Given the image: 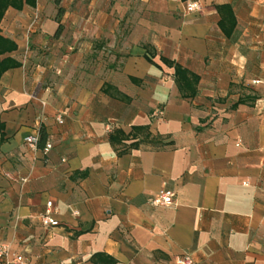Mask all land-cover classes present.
<instances>
[{
  "label": "crops",
  "instance_id": "0c3cea01",
  "mask_svg": "<svg viewBox=\"0 0 264 264\" xmlns=\"http://www.w3.org/2000/svg\"><path fill=\"white\" fill-rule=\"evenodd\" d=\"M58 1L0 22L21 63L0 78V243L22 264H264V0Z\"/></svg>",
  "mask_w": 264,
  "mask_h": 264
},
{
  "label": "trees",
  "instance_id": "16d2710c",
  "mask_svg": "<svg viewBox=\"0 0 264 264\" xmlns=\"http://www.w3.org/2000/svg\"><path fill=\"white\" fill-rule=\"evenodd\" d=\"M187 1H192V0H180V2H187ZM55 6L58 7V14L60 13V8H59V1L55 0ZM35 5V0H0V22L4 16L5 11L8 8H13L16 10H21L23 6H29V7H34ZM56 22L59 24V19L56 18ZM231 27H234V20H232ZM61 31V25L58 26V29L56 31L55 37H58ZM17 49L16 44L8 39L3 37L0 34V78L1 76L7 72L8 70L19 68L21 66V63L16 60L15 58L9 57L8 55L12 54L15 52ZM167 64V62H166ZM168 65L172 66L170 63ZM174 77H175V83L177 84L180 92H182V95L184 97H193L196 94V89L195 86L197 84L198 78L197 76L190 74L186 70L180 68L178 65L174 66ZM244 103V101H239L238 104ZM143 130V129H141ZM121 140H126L127 137L122 138V135L120 133H116ZM116 137V136H115ZM115 137L111 138V142L113 143H118V140H115ZM148 137V134L146 135ZM1 141V139H0ZM45 143V134L43 133L42 130H39V143L38 146L39 148H42ZM138 143L131 144L129 148H136ZM106 261L110 264H114V261L111 258H106Z\"/></svg>",
  "mask_w": 264,
  "mask_h": 264
},
{
  "label": "built area",
  "instance_id": "2783aa9c",
  "mask_svg": "<svg viewBox=\"0 0 264 264\" xmlns=\"http://www.w3.org/2000/svg\"><path fill=\"white\" fill-rule=\"evenodd\" d=\"M184 11L187 14L197 13L202 10V4L200 0L187 1L183 5ZM158 117H162V113L158 112ZM56 121L62 124V119L57 117ZM24 143L34 151L39 150V129L35 128L34 132L24 138ZM51 144L46 142L44 146L40 149L43 155H47L51 150ZM175 194L170 190H161L155 194L151 200L150 204L153 207H170L174 205ZM53 209L50 202L46 204V210L44 214L40 217V222L45 227H55L58 222L52 218ZM22 256L14 253L10 247L6 244L0 243V264H22ZM173 264H194L191 255L185 254L182 256L175 257L172 261Z\"/></svg>",
  "mask_w": 264,
  "mask_h": 264
},
{
  "label": "rangeland",
  "instance_id": "374dc122",
  "mask_svg": "<svg viewBox=\"0 0 264 264\" xmlns=\"http://www.w3.org/2000/svg\"><path fill=\"white\" fill-rule=\"evenodd\" d=\"M73 26H74V24H73Z\"/></svg>",
  "mask_w": 264,
  "mask_h": 264
}]
</instances>
